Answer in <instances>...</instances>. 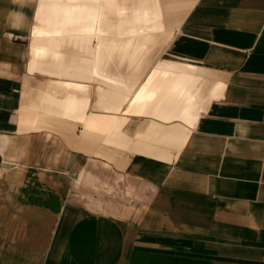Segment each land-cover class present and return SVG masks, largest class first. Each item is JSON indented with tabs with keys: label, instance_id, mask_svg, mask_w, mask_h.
<instances>
[{
	"label": "crops",
	"instance_id": "crops-1",
	"mask_svg": "<svg viewBox=\"0 0 264 264\" xmlns=\"http://www.w3.org/2000/svg\"><path fill=\"white\" fill-rule=\"evenodd\" d=\"M3 30L0 264H264V30L213 32L236 45L200 64L223 85L169 159L84 144L79 125L18 128L23 43Z\"/></svg>",
	"mask_w": 264,
	"mask_h": 264
},
{
	"label": "bare ground",
	"instance_id": "bare-ground-1",
	"mask_svg": "<svg viewBox=\"0 0 264 264\" xmlns=\"http://www.w3.org/2000/svg\"><path fill=\"white\" fill-rule=\"evenodd\" d=\"M10 1L0 7V26L7 44L14 32L24 38L17 51L24 59L21 130L79 125L85 140L134 145L169 159L173 146L188 143L198 110L219 96L212 83L200 91L203 75L193 59L160 56L177 33L172 14L194 0ZM7 69L0 64V74ZM6 139L0 134L2 145Z\"/></svg>",
	"mask_w": 264,
	"mask_h": 264
},
{
	"label": "rangeland",
	"instance_id": "rangeland-1",
	"mask_svg": "<svg viewBox=\"0 0 264 264\" xmlns=\"http://www.w3.org/2000/svg\"><path fill=\"white\" fill-rule=\"evenodd\" d=\"M194 2L190 10H177L172 14L173 23L177 25V33L171 44L160 54L164 60L188 57L198 65H203L210 60L231 57L236 45L228 42L225 44L228 39L223 38L222 34H214V31H247L238 34L242 39L244 38V43L259 41L260 34L264 30V0H195ZM6 5L14 4L10 0H0V7ZM22 35L21 32H14L12 41L24 43ZM220 42L224 45L219 44ZM21 64L23 65V62ZM202 65L200 66L203 82L200 91L203 93L210 85L205 79V75L209 73ZM212 85H217L216 90H219L223 84L217 81ZM92 101L93 97H91ZM203 109L200 108L198 111ZM90 141L84 139L83 143L90 144Z\"/></svg>",
	"mask_w": 264,
	"mask_h": 264
}]
</instances>
